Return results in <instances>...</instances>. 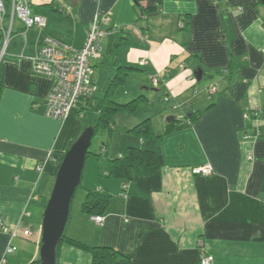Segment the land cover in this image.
Returning <instances> with one entry per match:
<instances>
[{"label": "crops", "instance_id": "crops-1", "mask_svg": "<svg viewBox=\"0 0 264 264\" xmlns=\"http://www.w3.org/2000/svg\"><path fill=\"white\" fill-rule=\"evenodd\" d=\"M28 1L32 14L46 19L44 28L27 30L18 17L11 25L0 16V216L10 229H31L33 237L11 241L0 229V262L10 242L14 252L6 264L40 259L43 214L58 168L71 144L94 125L79 108L64 121L46 116L55 81L35 74L31 59L46 36L81 50L99 15L110 35L102 59L93 62L98 90L104 68L107 89L118 65L135 68L128 74L133 83L155 94L147 103L155 109L149 120L157 135L170 117L201 116L157 142L130 132L145 120L118 115L112 129L124 131L125 141L107 157L136 147L158 152L164 165L130 183L106 172L103 180L98 172L93 184L112 197L104 224L80 209L66 235L130 255L132 264H200V239L213 264H264V3L162 0L157 16L142 18L144 0ZM183 19L189 25L182 29ZM199 69L207 84L197 81ZM167 95L178 110L163 103ZM206 164L214 170L210 177L193 175ZM58 264H92V257L65 244Z\"/></svg>", "mask_w": 264, "mask_h": 264}, {"label": "trees", "instance_id": "trees-1", "mask_svg": "<svg viewBox=\"0 0 264 264\" xmlns=\"http://www.w3.org/2000/svg\"><path fill=\"white\" fill-rule=\"evenodd\" d=\"M1 1L3 2L6 10V15L4 18L7 21H10L12 0ZM144 1L145 5L142 7V18H152L157 16L161 11L162 0ZM183 21L184 27L187 28L189 23L185 19H183ZM12 33L13 30L11 35ZM131 70L136 69L118 65L115 69L114 75L109 79L108 89L104 92L103 96H98L95 94L81 99L78 107V114H82V112L85 111H90L98 115L94 126H92L94 128L95 134L98 130L104 131L112 129V127L115 126V120L118 115H134L137 113L139 108L145 102H147L143 96H140L126 104H119L114 101V97L118 89H121L126 85L128 74ZM200 116L201 113H196L189 115L185 120H178L175 118L174 121L167 124L162 135H157L155 133L152 123L149 119L137 125L130 132L141 140H155L160 142L169 135L187 130L199 120ZM90 154L91 153H88L87 159L89 156H91ZM108 161L110 163V167H108L106 176L115 178L122 183L134 182L141 176L154 174L158 172L164 165L163 157L158 152L136 147H128L123 151L119 158ZM111 199L112 197L103 193L102 190H87L81 210L89 217L105 216L109 212ZM70 218L71 211L69 220ZM65 244L90 254L92 257V264H132V256L130 255H124L110 247H96L88 245L79 240L69 238L66 233H64V236L57 249V264L60 249ZM30 264H41V262L39 259Z\"/></svg>", "mask_w": 264, "mask_h": 264}, {"label": "built area", "instance_id": "built-area-1", "mask_svg": "<svg viewBox=\"0 0 264 264\" xmlns=\"http://www.w3.org/2000/svg\"><path fill=\"white\" fill-rule=\"evenodd\" d=\"M5 15L6 10L0 0V16L3 18ZM15 17H18L24 23L27 30L35 26L40 28L46 26L44 17L32 14L28 0H12L11 25L14 23ZM100 22V16H95L85 46L81 50L63 44L51 36H46L40 44L39 55L31 59L35 74L55 81L46 102L45 114L48 118L64 121L74 109L79 107L82 98L97 94L98 86L93 62L102 59V42L110 35L109 32L101 29ZM180 27L183 29L184 25L181 24ZM10 32L8 33L9 36ZM7 45L8 40L5 41L4 49L7 48ZM140 64L144 66L147 62L142 61ZM152 84L157 87L159 79L154 78ZM215 91L216 89H211V93ZM163 102L170 104L173 110L179 109V106L171 104L172 97L169 95L163 97ZM246 118L248 119L249 115H246ZM38 171L42 172L43 167H38ZM213 172V167L209 164L192 170L193 175L204 177H210ZM127 189V185L124 184L122 186V196L125 198L128 197ZM91 219L96 225L102 226L104 224L103 216H92ZM0 229L10 235L11 241L21 236L24 238L33 237L31 229L24 230L20 225L10 229L1 216ZM199 247L201 251L200 264H213V257L206 254L202 239L199 241ZM13 252L14 248L10 242L0 264H6L8 257Z\"/></svg>", "mask_w": 264, "mask_h": 264}, {"label": "water", "instance_id": "water-1", "mask_svg": "<svg viewBox=\"0 0 264 264\" xmlns=\"http://www.w3.org/2000/svg\"><path fill=\"white\" fill-rule=\"evenodd\" d=\"M261 1L264 3V0ZM203 75L202 69L195 72V77L199 82L202 81ZM174 120V117H170L168 123ZM94 135V128L86 127L80 137L70 146L58 168L43 214L41 264H57V249L69 221L72 200L82 182L87 155Z\"/></svg>", "mask_w": 264, "mask_h": 264}, {"label": "rangeland", "instance_id": "rangeland-1", "mask_svg": "<svg viewBox=\"0 0 264 264\" xmlns=\"http://www.w3.org/2000/svg\"><path fill=\"white\" fill-rule=\"evenodd\" d=\"M108 70L107 67L104 68L100 73V75L102 76L101 80H100V88L99 91L97 92L98 96H103V92L106 91L107 86H104V83L106 82V80H104V78H107L106 76L108 75ZM103 79V80H102ZM134 80L131 79V77L128 76V80L126 85L121 88L118 89V91L115 94L114 97V101L119 103V104H126L129 103L133 100H135L136 98L143 96L146 100L149 99L150 102L153 101V97H154V93L152 92V87L150 86H146V87H140L138 86V84L136 85V83H133ZM208 80L204 79L202 82H200V84H207ZM145 88H148V90H146ZM127 92V93H125ZM130 93V95H129ZM131 96V97H130ZM148 102V101H147ZM147 102H145L137 111V113H135L134 117H139L142 118L143 120H147V119H153L154 121V117L156 116L154 113V107H151ZM164 103V102H163ZM152 104V103H151ZM157 106H161L160 103L156 104L155 107ZM84 115H86L85 117V121L86 120H90V123L92 121L91 124H95V121L97 120L98 115L96 113H92L90 111H85L82 112ZM94 126V125H91ZM123 126V125H121ZM113 128V127H112ZM118 129V128H117ZM114 133V129H110V130H98L97 133L95 134L94 138H93V142H92V146L89 150V153H91L89 156V158L86 161V165H85V169H84V173H83V178H82V184L81 186L77 189L74 198H73V203H72V207H71V216L76 213V211L80 210L82 208V203L84 201L85 195H86V191L90 190V189H96V184H93V182H95L97 180L96 175H98V172L101 173L102 175L100 177H103V173L106 172L108 170V167H110V163L108 160H113L111 158H109V156L107 157V155L109 154H114L112 153V151H115L117 149V147L123 144V142L125 141V136L123 133H125L122 130H115ZM101 147H104V151H102ZM122 147V146H121ZM115 159V158H114ZM106 168V171L105 169ZM106 177V175H104ZM104 180V179H103ZM94 186V187H93ZM99 190H101V188H97Z\"/></svg>", "mask_w": 264, "mask_h": 264}]
</instances>
